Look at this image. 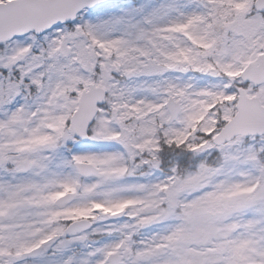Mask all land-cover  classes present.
Wrapping results in <instances>:
<instances>
[{
	"label": "snow or ice",
	"instance_id": "1",
	"mask_svg": "<svg viewBox=\"0 0 264 264\" xmlns=\"http://www.w3.org/2000/svg\"><path fill=\"white\" fill-rule=\"evenodd\" d=\"M0 264H264V0H0Z\"/></svg>",
	"mask_w": 264,
	"mask_h": 264
}]
</instances>
